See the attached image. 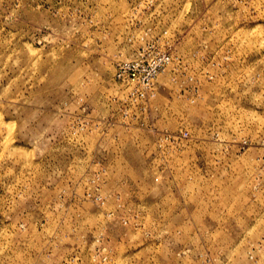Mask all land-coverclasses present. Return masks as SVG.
Segmentation results:
<instances>
[{"label": "rangeland", "instance_id": "rangeland-1", "mask_svg": "<svg viewBox=\"0 0 264 264\" xmlns=\"http://www.w3.org/2000/svg\"><path fill=\"white\" fill-rule=\"evenodd\" d=\"M0 264H264V0H0Z\"/></svg>", "mask_w": 264, "mask_h": 264}]
</instances>
